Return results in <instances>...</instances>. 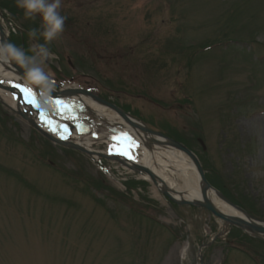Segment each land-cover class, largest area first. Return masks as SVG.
<instances>
[{"label":"rangeland","instance_id":"obj_1","mask_svg":"<svg viewBox=\"0 0 264 264\" xmlns=\"http://www.w3.org/2000/svg\"><path fill=\"white\" fill-rule=\"evenodd\" d=\"M58 11L66 20L45 45L55 54L43 63L49 87L88 90L176 138L215 187L264 223V0H61ZM0 13L11 44L26 38L32 55L44 43L29 37L40 17L25 18L16 0H0ZM102 164L115 181L0 106V264H198L222 222ZM201 256L264 264V247L233 233Z\"/></svg>","mask_w":264,"mask_h":264},{"label":"bare ground","instance_id":"obj_2","mask_svg":"<svg viewBox=\"0 0 264 264\" xmlns=\"http://www.w3.org/2000/svg\"><path fill=\"white\" fill-rule=\"evenodd\" d=\"M2 32L8 37L7 28L3 27ZM0 82L3 85L10 86L23 85L28 89H31L32 86L35 85L29 80L18 79L15 71L10 70L8 62L4 61H0ZM2 87H0V101L7 107L12 110L18 108L22 111L29 108L25 106L24 109L14 94H11L8 89ZM74 88H77V86L65 87L62 91L76 92L78 89ZM64 98L67 99L61 102L62 105H67L68 109L70 108L79 112L75 117L72 115H64V118L68 122V125L73 124L79 126L80 130L79 128L75 129L69 134H64L62 131L57 132L56 128L48 127V123L42 122V117H44V115L41 112L37 114L38 116L34 114L33 110H27L25 113L30 119L36 121L45 132H49L59 139H62V137L67 138L69 139L68 142L79 145L91 152L93 160H96L99 155L96 148L98 144H108L109 152L112 154L118 153L121 147L123 148L125 145L126 150H129L128 154L131 156L130 163L145 167L156 177L162 179L166 188L172 191L171 196L174 199L191 202L201 200V186L195 174V169L192 162L184 154L163 147L161 145L163 140L156 137L152 138L137 127L130 126L129 123L122 120L114 112L99 105L90 97L80 92L73 93L68 97H62L61 99L63 100ZM20 102H22V100H20ZM43 108H45V113L51 116L56 112V107H54L50 101H48ZM84 112L96 118L99 123H93L92 120L87 118ZM57 123L58 125L61 124V120H58ZM118 133L122 136V144L116 139ZM113 139L117 141H112ZM140 178L149 181L148 176L144 173ZM162 189L159 182L157 186L153 187V194L158 199L161 198ZM205 197L220 213L233 217H242L237 210L221 202L216 197L214 191L208 190Z\"/></svg>","mask_w":264,"mask_h":264},{"label":"water","instance_id":"obj_3","mask_svg":"<svg viewBox=\"0 0 264 264\" xmlns=\"http://www.w3.org/2000/svg\"><path fill=\"white\" fill-rule=\"evenodd\" d=\"M1 19L5 22L6 25H9V23L2 18V16L0 15ZM7 41L5 38L4 33L2 32V27L0 26V46L6 45ZM9 67L10 70H14L16 72V74L22 78L23 80H28L27 76L25 75L24 70H22L19 66H17L15 63L13 62H9ZM0 87H2V85H0ZM5 89H8V91L10 92H14V89L12 88H8V87H2ZM33 88L36 92H40L43 95H49L51 97H68L70 95H72L73 93L76 92H80L82 94H84L85 96L90 97L94 102L98 103L99 105H102L106 108H108L109 110H111L112 112H114L116 115H118L122 120H124L125 122L129 123L130 126L132 127H137L139 130H141L142 132H145L146 134H148L149 136L156 137L159 138L160 140H163L161 145L167 149H171L177 152H181L182 154H184L193 164V167L195 169V173L197 175L198 181L200 183L201 186V200L200 201H187V200H175L171 197L170 193H172V191H170L168 188H166L164 182L159 178L156 177L149 169L145 168V167H141L137 164H131L128 165L125 161H123L121 158L112 156V157H107L106 155H104L103 153H99L98 158H109V160H112L114 162H117L121 165H123L124 167L128 168L129 170L136 172L137 174H146L148 176V178L150 179V181L152 182V184L154 186H157L158 182L159 184H161L162 186V194L164 196H166L169 200L173 201L174 203H176L177 205L180 206H193L195 208H201L204 209L205 211H207L209 214H211L213 217L219 219L220 221H222L224 223V228L226 231H228V229L232 226L242 230L244 233L251 235L252 237L259 239L261 241L264 242V225H261L260 222H258L256 219H254L253 217H251L250 215L246 214L242 209L234 206L231 202H229L226 198H224L220 193H218L216 190H214L205 180L204 178V173L203 170L197 160V158L194 156V154H192L186 147H184L182 144L177 143L171 139H168L166 137H164L163 135H161L160 133L157 132H153L148 130L147 128H145L144 126H142L141 124L136 123L135 121H133L128 115H126L121 109H119L118 107L103 101L95 96H93L92 94H90L89 92L79 89V88H74V89H78L76 92L74 91H61V92H55L53 90H50L48 87H45L43 85H39V87H36L33 85ZM21 97L18 95V101L20 103ZM0 105L3 106L4 108H7L9 110V107H7L2 101H0ZM30 105L28 104V107ZM40 107V105H39ZM30 110V108H26L25 111ZM25 111H22L21 109L16 108L15 113L25 122H27V124L32 127L39 135H41L44 139L52 142L53 144L56 145H60L63 147H66L68 149H72V150H76L80 153L85 154L86 156H88L91 160H93L92 158V153L85 150L83 147L79 146V145H75L71 142L68 141H60L58 139H56L55 137L51 136L50 134H48L47 132H45L44 130H42L40 127H38V125L35 123L34 120L30 119L28 117V115L25 113ZM34 114H38L39 109L37 110H33ZM95 162V164L98 167H102V165L97 161V160H93ZM158 181V182H157ZM208 190H212L214 191L216 197L221 200L222 202H224L225 204H227L228 206L234 208L235 210H237L239 213H241L243 215V217L245 219H242L240 217H233L230 215H226L224 213H220L205 197V194ZM200 251V249H199ZM200 258V256H199ZM199 264H201V260H199Z\"/></svg>","mask_w":264,"mask_h":264},{"label":"clouds","instance_id":"obj_4","mask_svg":"<svg viewBox=\"0 0 264 264\" xmlns=\"http://www.w3.org/2000/svg\"><path fill=\"white\" fill-rule=\"evenodd\" d=\"M60 6L61 0H16V7L22 10L25 18L40 17L39 33L36 29H31L29 37L39 38L44 43L34 44L31 48L32 55L11 43L0 46V61L15 63L24 70L32 84L49 86L43 63L49 58H55V54L45 45L55 40L64 30L66 17L58 11Z\"/></svg>","mask_w":264,"mask_h":264},{"label":"snow or ice","instance_id":"obj_5","mask_svg":"<svg viewBox=\"0 0 264 264\" xmlns=\"http://www.w3.org/2000/svg\"><path fill=\"white\" fill-rule=\"evenodd\" d=\"M13 86L18 88L19 92L22 94L24 103L32 104L34 106V104H33L34 93L32 92L31 89H28V88L24 87L23 85H13ZM57 104L63 108V111L58 112V115H65L66 116L68 113V106L62 105L61 102H59V101H57ZM42 122L47 124L48 123L47 118L42 117ZM128 152H129V150L122 149L117 154L121 155V156H127L129 159H131V156L128 154Z\"/></svg>","mask_w":264,"mask_h":264},{"label":"trees","instance_id":"obj_6","mask_svg":"<svg viewBox=\"0 0 264 264\" xmlns=\"http://www.w3.org/2000/svg\"><path fill=\"white\" fill-rule=\"evenodd\" d=\"M206 178H207V175H206ZM207 180L209 181L208 178H207ZM209 182H210V181H209ZM131 183L134 185L136 182L134 183V182L131 181ZM210 183H211V182H210ZM211 185L214 186V184H212V183H211ZM214 187H215V186H214ZM215 188L218 189L220 192H222V193H223L226 197H228L231 201H233L234 203H237L236 199L233 198L234 196H230V195L226 194L225 191H223L222 189H220V187H219V188H218V187H215ZM233 233H238V234L242 235L240 231H238V230H236V229H233V230L231 231V233L229 234V237H231V235H233ZM242 237L244 238V240L248 241V242L251 243V244H258V245L264 247V243H262V242H260V241H258V240L251 239V238H249V237H247V236H245V235H242ZM229 239H230V238H229ZM229 239H228V240H229ZM252 253L256 254V252H254L253 250H252Z\"/></svg>","mask_w":264,"mask_h":264}]
</instances>
